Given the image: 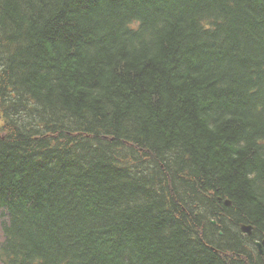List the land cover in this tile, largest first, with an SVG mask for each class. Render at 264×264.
I'll use <instances>...</instances> for the list:
<instances>
[{
	"label": "trees",
	"instance_id": "obj_1",
	"mask_svg": "<svg viewBox=\"0 0 264 264\" xmlns=\"http://www.w3.org/2000/svg\"><path fill=\"white\" fill-rule=\"evenodd\" d=\"M263 240L264 0H0V264Z\"/></svg>",
	"mask_w": 264,
	"mask_h": 264
},
{
	"label": "water",
	"instance_id": "obj_2",
	"mask_svg": "<svg viewBox=\"0 0 264 264\" xmlns=\"http://www.w3.org/2000/svg\"><path fill=\"white\" fill-rule=\"evenodd\" d=\"M226 205L227 206H229V205H231V202L230 201H226ZM243 231L245 232V233H247L248 235H252V231H253V227L252 226H243ZM257 245L260 247L261 246V244H259V243H257ZM262 255H264V251H262V253H261Z\"/></svg>",
	"mask_w": 264,
	"mask_h": 264
},
{
	"label": "bare ground",
	"instance_id": "obj_3",
	"mask_svg": "<svg viewBox=\"0 0 264 264\" xmlns=\"http://www.w3.org/2000/svg\"><path fill=\"white\" fill-rule=\"evenodd\" d=\"M245 234H247V233H245ZM248 235V234H247ZM258 250H259V253H260V255H261V252H260V249H259V247H258Z\"/></svg>",
	"mask_w": 264,
	"mask_h": 264
},
{
	"label": "rangeland",
	"instance_id": "obj_4",
	"mask_svg": "<svg viewBox=\"0 0 264 264\" xmlns=\"http://www.w3.org/2000/svg\"><path fill=\"white\" fill-rule=\"evenodd\" d=\"M75 136V135H74ZM244 233V232H243ZM261 256H263L262 254H261ZM264 257V256H263Z\"/></svg>",
	"mask_w": 264,
	"mask_h": 264
}]
</instances>
